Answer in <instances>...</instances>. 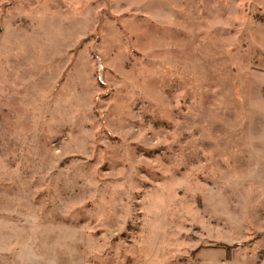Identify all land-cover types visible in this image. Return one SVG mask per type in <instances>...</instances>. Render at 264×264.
I'll return each mask as SVG.
<instances>
[{
    "label": "rangeland",
    "instance_id": "rangeland-1",
    "mask_svg": "<svg viewBox=\"0 0 264 264\" xmlns=\"http://www.w3.org/2000/svg\"><path fill=\"white\" fill-rule=\"evenodd\" d=\"M0 264H264V0H0Z\"/></svg>",
    "mask_w": 264,
    "mask_h": 264
}]
</instances>
